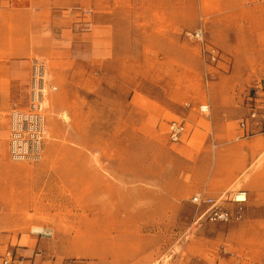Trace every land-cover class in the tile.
<instances>
[{
    "label": "rangeland",
    "instance_id": "obj_1",
    "mask_svg": "<svg viewBox=\"0 0 264 264\" xmlns=\"http://www.w3.org/2000/svg\"><path fill=\"white\" fill-rule=\"evenodd\" d=\"M121 1L101 9L114 15L101 45L93 0H83L65 61L51 49L29 56L32 70L44 66L47 91L41 159L8 156L9 115L27 109L32 70L0 110V254L36 238H59L51 248L70 251L99 239L124 264H264V144L250 138L264 122L239 126L252 104L264 103V0ZM201 22L214 60L184 35ZM203 103L208 114L198 110ZM171 120L186 126L178 142L169 138ZM236 143L256 153L240 167L235 152L217 180L233 171L220 190H247L243 219L196 222L191 196L217 195L208 184L216 153Z\"/></svg>",
    "mask_w": 264,
    "mask_h": 264
},
{
    "label": "crops",
    "instance_id": "obj_2",
    "mask_svg": "<svg viewBox=\"0 0 264 264\" xmlns=\"http://www.w3.org/2000/svg\"><path fill=\"white\" fill-rule=\"evenodd\" d=\"M113 1L93 0V41L99 39L100 45L103 37L108 39L114 31V26L111 24L114 20L113 13H101L104 6H114ZM165 1L171 2V0ZM82 2L83 0H0V110L6 103L14 102L21 94L23 83L26 82L25 76L32 70L29 58L31 54L48 52L51 49L57 55H61L62 63L65 61V55L70 54L73 47L76 46L75 36L78 26L76 13L77 7ZM120 4L128 3L126 0H122ZM132 4L138 5L135 0ZM68 8L69 10H67ZM252 105L264 107V103ZM249 110L250 108H248V116L245 118L246 124L249 123V120L253 121L249 118ZM241 121L243 119L239 121V124ZM253 123L255 122L250 124L254 126ZM243 128L241 127L242 130ZM5 136L6 127L2 126L0 120V159L6 153ZM208 136L209 139L213 137L211 132ZM256 136L261 140L257 145H260V142L264 144V131H259L250 138ZM237 139L238 142L247 138L237 136ZM211 146L216 147V144L214 146L211 144ZM247 148L241 143H236V145L225 146L216 153L218 157L214 162L208 184H215L214 187L219 190L217 194L221 193L222 188L229 183L233 171L227 178L221 180H217V175L230 165L235 152L242 151L239 154L240 167L248 164L249 159L253 156L252 152L256 153V151ZM12 180L8 179L7 181ZM2 181L0 173V197H2L3 191ZM61 242L62 240L59 238H36L35 243L30 244L23 241L21 243L23 246L18 248L23 257L21 264H124V261L118 260L117 256L111 254L107 248H103L104 243L99 239H93V246L81 249V251L51 248L54 245H61Z\"/></svg>",
    "mask_w": 264,
    "mask_h": 264
},
{
    "label": "built area",
    "instance_id": "obj_3",
    "mask_svg": "<svg viewBox=\"0 0 264 264\" xmlns=\"http://www.w3.org/2000/svg\"><path fill=\"white\" fill-rule=\"evenodd\" d=\"M189 41L201 43L203 53L212 60L216 59L218 52L213 47L205 46V29L201 22L195 29L184 32ZM44 66L35 62L32 70L29 103L26 110L13 109L9 115L8 156L13 161H36L41 159L44 152L47 131L46 114L43 101L47 95L44 91L45 77ZM55 90V87H51ZM264 101V91H263ZM198 110L208 114L210 107L207 103L200 104ZM249 118L255 123L264 122V107L251 105ZM245 127V121L239 124ZM186 131L185 123L171 120L168 125L169 138L178 142ZM214 146V144H213ZM191 202L197 208L196 222H237L243 219L245 204L248 201V192L245 189L233 191L225 190L217 195H212L206 189L194 193ZM22 255L18 247L6 248L0 254V264H21Z\"/></svg>",
    "mask_w": 264,
    "mask_h": 264
},
{
    "label": "bare ground",
    "instance_id": "obj_4",
    "mask_svg": "<svg viewBox=\"0 0 264 264\" xmlns=\"http://www.w3.org/2000/svg\"><path fill=\"white\" fill-rule=\"evenodd\" d=\"M43 76H44V72H43ZM43 88H44V91H46V89H45V83H44V86H43ZM46 93H47V91H46Z\"/></svg>",
    "mask_w": 264,
    "mask_h": 264
}]
</instances>
